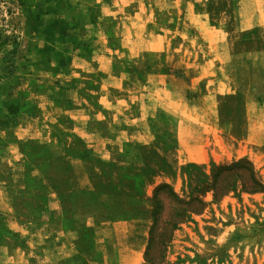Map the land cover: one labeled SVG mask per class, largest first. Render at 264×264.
Segmentation results:
<instances>
[{"label": "rangeland", "instance_id": "obj_1", "mask_svg": "<svg viewBox=\"0 0 264 264\" xmlns=\"http://www.w3.org/2000/svg\"><path fill=\"white\" fill-rule=\"evenodd\" d=\"M189 2L195 0H0V202L8 197L25 215L27 199L42 193L31 185L44 183L59 189L67 223L86 216L95 223L133 220L120 227L127 229L121 248L132 250L122 253L123 264H264V109L250 110L248 120L245 99L237 89L246 84L249 71L239 62L233 72L236 83L225 76L217 118L210 102L198 96V87L191 91L182 83L149 79L147 73L138 72L141 67L166 74L173 66L185 67L180 58L170 62L168 41L175 43L180 55L187 44L196 61L191 65L192 59L186 69L199 70L202 52L210 53L209 44L221 36L217 39L210 30L185 24L181 11ZM232 2L210 0L211 23L225 27L221 32L229 34L231 52L259 50L261 33L232 28ZM105 42L106 51L99 46ZM93 45L111 53L113 60L105 64L101 53L92 66L107 70L110 65L114 75L124 76L129 92H89L94 86L111 84L119 89L120 85L119 78L87 74L89 63L75 60L76 55H90ZM156 49L159 55L153 52ZM137 53L142 54L133 58ZM101 116L113 123L116 141L107 145L105 157L97 158L81 134L89 118ZM123 118L146 122L138 136L135 124L127 127V133L136 136L128 145L117 141ZM169 121L185 123L191 142L179 144L168 132ZM120 149L128 158L120 156ZM84 159L90 163L94 183L102 177L105 184L96 183L97 189L88 191L74 186L77 192L69 197L71 161ZM216 176L217 191L213 189ZM251 176L262 187L260 191L243 188ZM162 185L181 201L193 200L203 207L193 203L196 212L187 213L168 235L177 206L168 191L160 193L155 245L149 251L150 236L144 232L147 223L153 224L154 192ZM4 224L0 214V246L6 234ZM25 242L15 236L5 247L26 246ZM91 247L82 248L84 253L65 263L88 264ZM40 257L31 254V264H41ZM109 261L112 256L106 258ZM0 264H9L1 252Z\"/></svg>", "mask_w": 264, "mask_h": 264}, {"label": "crops", "instance_id": "obj_2", "mask_svg": "<svg viewBox=\"0 0 264 264\" xmlns=\"http://www.w3.org/2000/svg\"><path fill=\"white\" fill-rule=\"evenodd\" d=\"M197 3L200 4V7H197ZM209 3L210 0H195V3L189 2L184 5L181 11V14L184 15L186 20L185 24L190 22L194 24L195 29L197 30H210L211 34L214 33L217 35V39L221 36V39L217 40L218 43L209 44L211 47L210 53L205 55V53L203 54L202 52V57H200L201 60L198 64V71L190 72L186 69L188 68V64L193 59L192 54L189 53L187 44H185L184 51L181 56L178 54L175 43L168 41L167 49H169V53H171L170 62L176 63L177 59L180 58L185 67L177 68L176 66H173V69L169 68L166 74L161 73L159 69L149 71L142 69L141 67H139L138 72L147 73L146 78L149 79L166 78L169 80V83L170 81L173 83H182L185 88L191 91H193V88L198 87V96L200 95L199 97H201L202 100H205L206 103L208 101L210 102L209 107L211 109L213 108L214 111L212 113L217 118L219 104L218 98L223 97L225 94V76L226 78L231 77L232 83H236L235 81L237 76L233 72L238 70L240 66L239 62H242L249 71V75L247 76L246 84L242 88L237 87V89L245 99V109L248 110L247 119L249 120L251 118L249 115L250 110L260 108L264 109V0H233L232 2L230 16L232 28L239 33L254 30L261 33V48L259 50L252 49L243 52H231L228 45L229 34H222L221 32V30L225 29V27L211 23L210 18L207 15V11L211 10H208L210 7ZM200 35H202V33H200ZM107 44L108 43L105 42L103 46H99L101 48L103 47L104 51H106L108 46ZM182 45L183 44H180L179 47L181 48ZM93 48L94 49L90 55H76L75 60L83 63H89L90 69L87 70V74L90 73L91 75L95 74L99 77H108L115 81L119 78L120 85L119 89H116L117 87L112 86L111 84L108 85V87L102 85L97 89L94 86V88H89V92L92 94L102 95H106V93L129 92L125 90L123 85L124 76H122V74L117 76L111 72L112 68L110 65L113 60L111 53L110 55L106 52L102 53V51L98 50L97 46L94 45ZM159 51L160 49L153 50V52L157 53V55H159ZM101 53L103 54V62L105 64H110L107 70H105V68L101 70L98 67L96 68L92 66ZM141 54L137 53V55L133 56V58L135 57V59H138ZM158 57L159 56L155 55L153 58H157L158 60ZM195 61L196 59H193L191 65H193ZM218 66L219 68H217ZM256 70L260 71V73L254 75V71ZM223 72H225V75ZM256 81L259 83L258 86H256ZM146 84L147 81L142 83V88H144V90H146ZM228 92L229 91H227V93ZM101 115H103V113ZM205 116H207V113H205ZM120 122L121 138H118L117 141L121 145L133 143L135 137L140 134L141 127L146 123L145 120L138 118H136V120L123 118ZM169 123V126L172 128L170 127L168 132L173 133V137H176L179 144H187L191 142L192 138L188 137L190 135L185 133V123L183 124L176 121H169ZM130 124H135L136 136H131L127 133V127L132 126ZM95 125L99 127L92 128ZM82 126L83 134L81 135L85 138H83V140L91 155H95L97 158L105 157L103 155H105L107 145L113 139L116 141L113 123L109 122L104 116H101L100 118L95 119L89 118ZM196 140L200 141L201 139L197 137ZM52 142L54 144L55 141ZM120 156L128 158V154L122 149H120ZM71 166V184L69 185L72 190L67 192L69 193V197H74L73 193L77 192L74 190V186L77 188L87 189L88 191L96 190V183L99 185L105 184V181H102V177H100L98 182H96L98 178L95 179L96 183H94L93 177H90V170L87 167L90 166L87 159L73 160L71 161ZM96 171H98V169ZM156 184H158V181L151 183V186H155ZM69 185L67 186L69 187ZM90 185L92 187H90ZM31 186H34V188L39 187L42 189V193H38V195H41L38 197L37 193H34L32 197L27 199L29 201V207H27L28 212L25 215L24 213H18L16 206L11 202V199H8V197L4 198L5 200L0 202V214L3 215L5 222L3 228L6 231L5 236L2 238L0 252L1 255H5V258L7 257L9 264H31V254L34 253L35 255L37 253L41 254V264H53L54 260L56 261L54 264H67L65 263V260L71 261L75 259L77 255L84 253L81 250L82 248H88L90 246H92L91 250H93V253L87 258L88 264H123L125 259L122 253L128 255L127 251L130 252L132 250L121 248L123 243V240L121 239L124 237V232H127V229L122 230L120 227L129 221L132 222L133 220L121 218L95 223L92 217L86 216L85 219L82 220L73 218L69 221V223H67L63 211V198L59 193V189L56 186L44 183H34ZM93 186L95 188H93ZM111 216H116V213ZM135 221L139 223L141 222V220ZM67 225L68 227L70 226V228L66 229ZM149 231L150 227L149 223H147L144 235L147 236ZM52 234H54L53 236H55V240H51L54 239ZM15 236L25 238L26 246L16 245L13 249L5 247L6 244H11L13 237ZM143 251L144 247L140 249V258ZM111 256L113 261L106 262V258L108 261Z\"/></svg>", "mask_w": 264, "mask_h": 264}, {"label": "trees", "instance_id": "obj_3", "mask_svg": "<svg viewBox=\"0 0 264 264\" xmlns=\"http://www.w3.org/2000/svg\"><path fill=\"white\" fill-rule=\"evenodd\" d=\"M8 110L10 111V107H8ZM227 171H231V170H227ZM217 181H218V178L216 176L215 177V184H214V188H213L215 191L218 190V188L216 187ZM243 188L249 192H258L262 189V187L258 184L256 179L253 178V176L250 177L249 183H246V184L243 183ZM168 189L169 188L166 185H162V186H159L154 192V197H153L154 209L152 210L153 224L150 227V232H149L150 238H149V244L147 247V249L149 251L155 245L153 243L154 242L153 233L155 231L154 229H155V225H156V221H157L156 216L158 215L159 211L161 210V202L159 199V195L163 191L169 192ZM169 193H170V196H172V198L174 199L175 205L177 206V209H176V214L174 215L175 220L171 221L172 223L170 224V230H168L169 231L168 235H170L171 231L176 229V227L186 219L187 213L196 212L195 211L196 209H194V207H192L193 203H197V204L199 203V202H196L193 200L185 203V202L181 201L180 199H178L173 193H171V192H169ZM198 205H200L201 208L203 207V203H199ZM168 235L163 237V239H162L163 244H165L167 242L166 240H167Z\"/></svg>", "mask_w": 264, "mask_h": 264}]
</instances>
